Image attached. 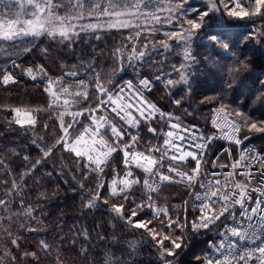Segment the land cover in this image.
I'll use <instances>...</instances> for the list:
<instances>
[{
	"label": "snow or ice",
	"instance_id": "obj_1",
	"mask_svg": "<svg viewBox=\"0 0 264 264\" xmlns=\"http://www.w3.org/2000/svg\"><path fill=\"white\" fill-rule=\"evenodd\" d=\"M189 0H179L173 4L168 0V7H157L154 10H148L152 0H105L101 3H87V0H12V3H3L0 6V41H15L20 36H41L47 35L55 40L60 38V42L71 41L79 35V32L96 31L99 28H138L140 25L133 23V19L139 20L141 16L145 21L161 22V17L156 12H168L175 16L180 27V31L164 33L168 39L177 41L188 40L196 30H199L205 23V18L210 14L221 11V7L229 17L239 19L261 18L264 20V0H207V6L204 9L190 7L185 9L184 5ZM19 10L13 12V8ZM193 18H188L191 14ZM179 14V15H177ZM85 15L92 17H107L105 23H90L79 26L74 21L84 19ZM15 17V18H13ZM171 23L170 18H166ZM187 24L188 27H184ZM264 36V32L260 33ZM138 38L140 32H136ZM256 33L245 37V40L255 38ZM99 38V37H97ZM131 40L132 37L130 36ZM210 42L218 44L224 49L229 45L223 41L220 36L210 35ZM259 42V41H257ZM160 45L168 48L167 41H160ZM31 49L25 47L24 52ZM47 52V49L43 50ZM120 51L119 49L116 50ZM145 52H137L133 49L129 60L142 58ZM194 59L190 52H185V60ZM13 67L20 68L15 60L11 61ZM181 68L184 65L180 66ZM24 74L32 80L37 79V74L41 79H45L47 86L43 91L47 94L46 105L28 107L13 106L10 104H0V110L9 112L11 118L7 119L10 129L22 131L27 134L30 130L34 131L40 123L42 113L51 114L55 112L56 120L60 129V135L54 138V143L46 148H41L42 155L35 163L29 164L28 155L21 156L15 149L8 150L0 148V167H5L11 157L19 158L22 161L23 171L19 173V180L25 181V177L32 176L40 165H42L53 152L60 148L64 152L71 153L75 158V163L81 169L84 180L92 174L98 183L95 190H89V199L83 206L88 209L99 207L101 204L106 206V210L113 219L122 221L133 230H141L140 235L146 236L158 253L160 264H174V259L179 256V251L187 246L190 234L199 233L202 229H209L210 226L221 220L222 217H235V209H240L239 215L248 221L258 218L257 224H248L252 229L251 234L242 231L240 228H230V234L238 237L240 240H251L253 243L260 241L255 247L236 251L235 244H229V254L222 255V258L197 257L200 264H264V236L258 234L264 231V155L241 153L239 159L234 160L230 165L231 171L224 176L223 182L215 179L218 174L206 173L204 165L208 162L204 160L208 145L213 137H203L202 143L194 144L192 147L200 150L193 152L188 150L183 143L185 137L179 135L178 131L189 132L179 123L180 117H174L173 113H166L155 103L143 98L137 91L135 93L139 103L131 104L124 102L125 98L121 95L123 88L113 95L105 87L100 76L97 74L91 82L86 80H76L73 83H64V76L52 78L43 65L27 67L23 69ZM64 75L77 76L76 72L65 73ZM159 79V77H157ZM18 81L15 75L6 69L0 71V86L7 87L10 84H16ZM186 75L181 72L179 81L167 80L166 84L172 86L176 83H187ZM264 84V81H259ZM140 83L148 88L149 80H141ZM125 87L129 90L134 88L131 81L126 82ZM90 90L96 94V103H88L90 99ZM215 97L206 98L205 102H211ZM176 106L181 105V100L174 101ZM84 105H87L86 107ZM109 106H111L109 108ZM111 111L118 119H112L105 113ZM214 115L223 116L226 126H228L233 135H226V138L236 144L242 141L236 138L242 127L250 132L264 133V120H252L249 116L239 110H229L227 105L221 104L219 108L214 109ZM66 117L70 118L66 120ZM82 118H87L89 123L84 125L78 135L73 136L75 126L81 124ZM157 118L167 121L169 129L160 131L152 125V121ZM231 118V119H229ZM175 119L176 122H173ZM216 127H221L213 119ZM141 125L147 128V131L154 137L163 136V143L160 145H145L141 148L140 135ZM48 129V124L43 125ZM132 129H136L133 132ZM107 137V138H106ZM246 138V137H245ZM39 139L43 140L41 136ZM193 139L195 137L193 136ZM36 144V140H32ZM226 152L231 153L225 149ZM122 154V164L124 172L121 173L116 167H113L114 173L111 184L107 185V195H102L106 188V183L102 176L113 158V154ZM219 157H217V160ZM194 162L192 168H187L189 162ZM253 162L259 167L253 170ZM228 168L229 165H220ZM212 167H217L216 161L212 162ZM133 169H139L143 177L135 175ZM48 176L52 172L47 173ZM210 175L207 183L202 177ZM240 177V179H237ZM253 181L257 186H253ZM39 183V180L36 181ZM165 183L184 184L187 188H203V194L196 192L194 199L200 201L195 205L193 211L198 215L189 220L186 215H173L166 205L159 204L154 198V194L161 191ZM5 186L0 194V238L7 237L8 243L15 248L20 247L19 235L14 234L13 227L16 224V218L27 217L28 221L20 223L19 227L28 232L45 231L39 212V203L35 206L31 203H25L24 199L17 200V196L23 193L24 185L16 179L9 181H0ZM83 189L84 184L80 183ZM137 192L140 196L137 197ZM256 194L254 197L253 194ZM47 199L45 193L40 192L39 199ZM187 205V201H184ZM253 204L254 206H249ZM187 212V208H184ZM150 213V215H149ZM147 216L148 218H143ZM35 226H32V225ZM84 240L89 239L87 229L78 232ZM76 243L75 240L72 241ZM39 247L46 253L53 248L45 240H40ZM221 244L219 248H223ZM219 248L217 251H219ZM79 254L88 258V248L81 245ZM24 257H33L39 259L34 251H25ZM7 259L10 264H14L17 257L5 247L0 252V264H4ZM122 257L116 258L106 256L102 264H122ZM56 264H63L57 256Z\"/></svg>",
	"mask_w": 264,
	"mask_h": 264
},
{
	"label": "trees",
	"instance_id": "obj_2",
	"mask_svg": "<svg viewBox=\"0 0 264 264\" xmlns=\"http://www.w3.org/2000/svg\"><path fill=\"white\" fill-rule=\"evenodd\" d=\"M93 2L103 4L105 0H87L89 4ZM178 2L172 0L173 4ZM3 3H12V0H0V6ZM168 6V0H152L148 10ZM206 6L207 0H189L184 5L185 9H204ZM18 10L13 8V12ZM156 15L161 17L160 23L145 21L143 16L139 20L133 19V23L140 25L138 28L104 27L94 32H79L78 27L79 35L63 43L59 37L53 40L47 35L20 36L14 42L0 41V71L6 69L12 72L18 81L7 87L0 86V104L28 107L46 105L48 97L43 91L47 86L46 80L41 79L39 74L36 80H32L23 72L24 68L43 65L50 77L63 75L66 84L85 80L86 77L93 81L97 74L105 86L120 83L124 79L149 77L154 84V98L165 111L202 128L208 127L212 107L221 104L231 110L230 106L234 107L252 120H264V84L259 82L264 81V36L260 35L264 32V20L259 17H229L221 7L220 12L206 17L203 26L188 40L177 41L164 35L166 32L181 30L176 17L168 12H156ZM166 18L172 22L168 23ZM107 19L99 17L91 20L85 15L80 23H105ZM138 31L140 36L137 38L135 33ZM252 33H256L255 38L244 39ZM210 35L220 36L229 48L224 49L210 42ZM160 41H167L169 47H162ZM25 47L31 50L24 52ZM117 49L120 51L117 52ZM133 49L143 51L145 55L129 60ZM186 51L194 59L185 60ZM12 60L21 67H12ZM181 65L184 67L181 68ZM4 66L7 68L3 69ZM70 72H76L77 76L64 75ZM181 72L187 77L186 84H166L169 79L179 81ZM208 97L215 99L205 102ZM92 99L90 95L88 103ZM177 99L181 100L180 106L174 104ZM10 118L9 112L0 110V148L15 149L21 156L28 155L29 164L41 157V148L53 144L54 138L60 135L55 112L51 117L48 113H42L36 129L27 134L10 129L7 124ZM45 123L48 129H44ZM41 136L43 140L39 139ZM242 136L250 137L249 140L264 152V133L250 132L242 127ZM34 139L36 144L32 143ZM120 165L121 154L118 153L105 168L102 179L106 188L102 195H107V185L114 175L113 167ZM23 170L22 161L11 157L5 167H0V181H9L10 184L12 179H16L24 185L22 195L16 199H24L25 203L34 206L39 203L40 217L46 230L25 231L19 225L22 220L28 221V218H16L13 232L19 235L20 247L10 245L7 237L0 238V252L7 247L17 257L14 264H56L57 256L63 264H102L106 256L122 257V264H160L156 248L146 236L140 235L141 230H133L122 221L113 219L102 204L93 209L83 206L89 199V190H95L98 181L92 174L84 180L82 173L86 170L75 163L71 153L57 148L39 166L38 171L25 177L26 184L19 180V173ZM48 172H52V175L48 176ZM137 175L143 177L139 173ZM37 180L39 183H36ZM80 183L84 184L83 189ZM4 189L5 186L0 184V194ZM40 192L45 193L47 199L38 200ZM154 198L159 204L168 206L173 215H186L189 220L198 215L193 211V193L182 184L166 183L159 193L154 194ZM184 201H187V205ZM185 207L187 212L184 211ZM85 229L89 233L88 240L78 235V232ZM210 237V230L190 234L187 246L179 251L178 257L170 259H174V264H200L196 258L207 257ZM40 240L52 245V250L46 253L39 247ZM81 245L88 248L87 259L79 254ZM25 251L36 252L39 259L24 257ZM4 264L10 262L5 259Z\"/></svg>",
	"mask_w": 264,
	"mask_h": 264
},
{
	"label": "built area",
	"instance_id": "obj_3",
	"mask_svg": "<svg viewBox=\"0 0 264 264\" xmlns=\"http://www.w3.org/2000/svg\"><path fill=\"white\" fill-rule=\"evenodd\" d=\"M8 71V70H7ZM149 80L151 83L148 88H145L144 85L140 83L141 80ZM131 81L132 84L134 85V88L129 90L128 88L125 87L126 82ZM123 88L124 91L121 93V95L125 98L124 102L126 103H131V104H138L139 101L135 95V93L138 91L144 99L155 103L160 109H162L164 112L169 113L165 111L160 103H158L155 98H154V85L153 82L145 77L139 80H134V79H124L120 83H118L115 88L111 91L113 95H115L119 90ZM96 103V102H95ZM94 103V104H95ZM111 106H109L110 108ZM220 106H214L210 112L209 116V121H208V128H202L198 127L195 124L189 123V122H184L182 120H179V123L182 125L183 128H187L190 131L189 132H183V131H178V130H173L169 129L167 127V121L166 120H161L157 118L156 120L152 121V125L157 128L158 131L163 129V131H169L172 130L174 132L178 131L179 135H183L185 137V140L183 142L177 141L178 143H183V145L190 151L197 152L200 151L196 149L195 147H192L194 144L202 143L205 141H202L200 139L201 136L207 138V137H213L211 143L208 145L207 149L204 150L206 152L204 156V160H206L208 163L205 164L204 171L206 173H217L218 175L214 177L215 179H220L222 182L224 180V176L231 171L230 165L233 163L234 160L239 159L241 153H244L247 155L249 151L252 152V154H262L264 155V152H262L253 142L249 140V137H243L242 136V128L240 132L236 135V138L240 139L242 142L240 144L234 143L232 140H229L226 138V135H233L231 129L226 126L225 120L223 119V116H216L214 115V109L219 108ZM229 109V108H228ZM231 111V109H229ZM106 115H109L112 119L117 120L118 119L115 117L113 113L109 110L108 112L105 113ZM213 119H216V123L218 125H221V127H216L213 124ZM231 119V118H229ZM173 122H176L175 119H173ZM89 121L87 118H82L81 124L76 125L78 126V132L76 135L79 134V132L82 130L84 125H87ZM133 132H136V129H132ZM140 135L142 136V140L140 141L141 148L143 146L151 144V145H160L163 143V136H157L154 137L151 133L147 131V128L144 125H141V128L139 130ZM193 136L195 139H193ZM107 138V137H106ZM225 149L229 150L231 153V156H229V152H226ZM118 153L113 154L112 160L115 158V156ZM121 154V153H120ZM217 157L219 159L217 160ZM122 154H121V165L120 167L117 168V170L121 173V175L124 172V165L122 164ZM111 160V161H112ZM216 161L217 167L213 168L212 167V162ZM229 165L228 168L221 167L220 165ZM254 168L253 170L255 171L256 168L259 167V165L256 162H253ZM194 166V162H189L187 165V168H192ZM134 174L141 173L139 169H133ZM113 179V178H112ZM111 179V180H112ZM205 183L209 179H213L210 175H205L202 177ZM237 179H240V177H237ZM111 180L109 182V185L111 184ZM166 184V183H165ZM182 184V183H180ZM184 185V184H182ZM185 186V185H184ZM253 186H257L255 184V181H253ZM190 189V188H189ZM191 192L193 193V204L198 205L200 201H196L194 199L195 193L199 192L203 194L205 189L195 187L190 189ZM253 196L255 197L256 194L254 193ZM254 206L253 204L249 205ZM236 215L235 217L228 216L226 214L225 217H222L221 220L217 221L215 225L210 226L209 229H202V230H210L211 231V237L208 241V246L206 250V255L212 256L213 258H222V255H228L229 254V244H235L236 251H243L248 248L255 247L257 244L260 243L259 240L255 241L254 243L251 240H240L238 237L232 236L230 234V228L232 227H237L240 228L242 231H247L249 234H251L252 229L248 228V224L252 223L253 225L257 224L258 218H254L251 222L248 221L247 219L241 217L239 215L240 209L237 207L235 209ZM258 234L261 236H264V231H260ZM221 244H224L223 248H219ZM219 248V251L217 249Z\"/></svg>",
	"mask_w": 264,
	"mask_h": 264
},
{
	"label": "rangeland",
	"instance_id": "obj_4",
	"mask_svg": "<svg viewBox=\"0 0 264 264\" xmlns=\"http://www.w3.org/2000/svg\"><path fill=\"white\" fill-rule=\"evenodd\" d=\"M87 18L88 19H91V20H93V19H96L97 17H95V16H92V17H89V16H87ZM93 22H95V23H99V22H102V21H91V22H89V24L90 23H93ZM74 23L77 25V28L81 25V23H80V20H78V21H74ZM10 65H12V63H10ZM12 67H13V65H12ZM5 68H7V66H4V68L3 69H5ZM142 78H144V77H140V78H134V79H142ZM149 78V77H148ZM150 79V78H149ZM86 81H89V82H91L90 81V77H86V79H85ZM94 80V79H93ZM71 83H73V82H71ZM119 83V82H118ZM117 82L116 83H114V84H108L107 86H105V87H107L109 90H110V92L115 88V86L118 84ZM90 95H91V97H93V99H92V101L90 102V104H93V102L95 103L96 102V94H95V92H94V90H90ZM87 106V105H86ZM216 106V105H215ZM233 110H236L234 107H232V106H230ZM54 113V112H53ZM75 132H73L72 133V135L73 136H75L76 134H77V132H78V126L76 127L75 126ZM250 137H253V135L252 136H250ZM249 137V138H250ZM116 168H118V167H120V166H115ZM114 176V175H113ZM113 178V177H112ZM111 178V179H112ZM110 182V181H109ZM108 185H109V183H108Z\"/></svg>",
	"mask_w": 264,
	"mask_h": 264
}]
</instances>
